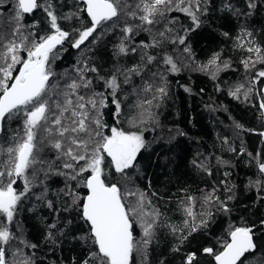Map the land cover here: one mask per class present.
<instances>
[{"label": "snow or ice", "instance_id": "1", "mask_svg": "<svg viewBox=\"0 0 264 264\" xmlns=\"http://www.w3.org/2000/svg\"><path fill=\"white\" fill-rule=\"evenodd\" d=\"M208 4L209 0H72L71 5H61L60 0H0V264H35V251L24 254V250L38 249L39 244L25 239L22 231L17 234L13 224L25 197L47 209L41 217L46 242L59 247L87 241L85 250L66 264H133V253L146 264L148 247L161 224L176 236L173 251L180 252V245L193 233L208 228L216 212L231 214L228 201L235 199V185L227 179L232 175L227 160L217 161L229 169L219 181L224 198L212 186L203 192L202 210L197 211V198L185 195L182 227L161 221L162 213L151 206L145 193L121 189L130 177L127 170L136 166L145 148L142 126L153 118L152 108L168 96L169 74L178 75L185 66L173 53L179 51L184 60L195 61L190 37L204 23ZM222 8L226 17L246 23L245 18L264 9V0H225ZM172 12L183 13L191 23L185 26L180 17L169 16ZM26 17L32 19L25 22ZM165 17L167 23L161 24ZM109 33L117 41L112 58L120 66L115 71L102 75L90 55H83L70 72L53 70L69 46L81 54L91 53ZM235 46L249 54L242 63L251 75L247 83L229 85L227 94L252 103L264 114V67L256 68L264 65V45L242 26ZM229 67L218 52L206 64L198 63L199 70L213 80ZM133 77H141L138 86ZM130 83L132 87L126 88ZM216 88L221 90L219 84ZM109 108L107 115L117 124L137 130L109 126L104 118ZM13 121L18 127L9 133ZM235 127L250 131L239 123ZM259 135L264 137V132ZM244 153L241 145L239 155ZM253 160L260 179L249 180L247 187L264 199V161ZM193 164L215 183L210 167L198 161ZM106 170L119 178L106 182ZM59 183L63 186L53 191V184ZM131 197L135 199L126 203ZM134 225L142 229L139 241ZM85 226L86 235H78ZM258 232H264V219L258 226L229 224L221 249L188 250L181 264H202V256L211 258L207 264H246V254L257 251Z\"/></svg>", "mask_w": 264, "mask_h": 264}, {"label": "trees", "instance_id": "2", "mask_svg": "<svg viewBox=\"0 0 264 264\" xmlns=\"http://www.w3.org/2000/svg\"><path fill=\"white\" fill-rule=\"evenodd\" d=\"M224 2L225 0H209V11L207 16L203 17L204 23L191 34L195 61L190 63L184 60L179 51L173 53L178 62L185 66L178 75L169 74L168 96L159 101L158 106L152 108L153 118L146 126H142L145 148L137 156L136 166L127 170L130 177L126 185L121 183V189L122 193L125 188L145 193L146 199L151 201V206L162 213L161 221L182 227L186 218L182 205L185 195L191 194L197 198V211L202 210L203 192L210 191L212 186L217 188L216 194L224 198L226 194L219 186V181L225 178L223 173L229 169L217 161L227 160L232 166V175L227 179L235 185V199L228 201L232 212L230 215L216 212L208 228L193 233L189 241L180 245V252L173 251L178 244L176 236L167 226L161 224L155 229L153 242L148 247L146 264H160L161 261L164 264H181L180 258L188 250L201 249L202 246L221 249L223 241L228 238L229 224L258 226L259 221L264 219V199L257 197L254 188L247 187L249 180L260 179L253 157L264 161V142L259 135L264 129L263 114L258 108L253 107L252 103L235 100L227 94L229 85L247 83L250 78L251 72H246L242 63L249 54L235 46L236 37L241 33L242 26H246L253 32L255 42L264 45V9L259 10V14L253 13L250 19L245 18L246 23L245 20L238 22L235 17L224 15L222 8ZM64 3L71 5L72 0H60L61 5ZM61 10L60 7L57 8L58 12ZM169 16L180 17L185 26L191 23L190 18L183 13L172 12ZM31 19L32 17H26L25 22ZM167 19L168 17L162 18L161 24L167 23ZM225 31L230 33L228 37L221 35ZM116 42L113 34L109 33L93 46L95 50L91 53L81 54L69 46L66 52L61 53V58L56 60L53 70L58 74L70 72L83 55H90L101 74L106 76L120 66L112 58V49ZM217 52L220 53V60L229 63L230 67L220 71L213 80L199 70L198 63L206 64ZM125 60L129 63L138 62L137 58ZM127 66V63L124 64V67ZM261 67L264 65L256 66L257 69ZM140 80L141 77H133V83L137 86ZM217 84L220 85V91H217ZM181 85L191 91H185ZM125 87L131 88L132 84ZM201 89L204 91L201 92ZM110 110L111 108L105 109L104 117L109 126H118L126 131L137 130L123 122L117 124L107 115ZM235 123L250 131L237 129ZM17 127L15 121L11 122L8 126L9 133ZM241 145L245 149L244 155H239ZM232 148L236 151H232ZM248 153L252 156H248ZM193 161L203 162L210 167L215 174V183L213 177L207 176L193 164ZM106 177V182L111 183L119 178V174L113 175L106 170ZM62 186V183L53 184L52 190L55 191ZM134 199L135 197L127 198L126 203ZM213 211L215 212L214 209ZM46 212L47 209L39 207L35 200L25 197L21 201L13 221V224L17 225V234L22 231L25 239L39 244L38 249H25L24 254L35 251V264H66L71 257H76L85 250L87 241L62 243L59 247L46 242L43 235L44 224L41 222V217ZM78 235H86V226L85 231ZM134 235L137 241L142 237L137 225H134ZM254 239L257 251L246 254L248 257L246 264L264 262V232H258ZM142 259L133 253V264H142ZM210 259L202 256L201 262L207 264Z\"/></svg>", "mask_w": 264, "mask_h": 264}, {"label": "water", "instance_id": "3", "mask_svg": "<svg viewBox=\"0 0 264 264\" xmlns=\"http://www.w3.org/2000/svg\"><path fill=\"white\" fill-rule=\"evenodd\" d=\"M263 119H264V114H263ZM262 132H264V129H263V131ZM262 140H263V142H264V137H262ZM255 240V239H254Z\"/></svg>", "mask_w": 264, "mask_h": 264}, {"label": "rangeland", "instance_id": "4", "mask_svg": "<svg viewBox=\"0 0 264 264\" xmlns=\"http://www.w3.org/2000/svg\"><path fill=\"white\" fill-rule=\"evenodd\" d=\"M139 155V154H138ZM138 226V225H137ZM138 228L141 230V235H142V229L138 226Z\"/></svg>", "mask_w": 264, "mask_h": 264}]
</instances>
